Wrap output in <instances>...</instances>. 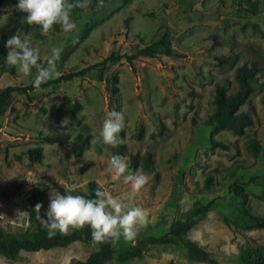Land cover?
<instances>
[{"label":"rangeland","instance_id":"rangeland-1","mask_svg":"<svg viewBox=\"0 0 264 264\" xmlns=\"http://www.w3.org/2000/svg\"><path fill=\"white\" fill-rule=\"evenodd\" d=\"M75 1V0H74ZM71 2V1H70ZM18 0H0V25L11 13L23 22L16 33L40 48L41 65L54 47L60 48L56 61L59 76L78 73L79 77L33 89L26 95L13 93L0 117V229L17 233L26 229L27 209L41 204L46 213L51 186L60 194L75 190L89 198L87 184L116 198L127 195L148 212V223L132 241L113 242L116 252L128 246L142 247L138 257L124 263L114 259L106 264H206L186 257L180 243L150 245L147 237H158L169 226L182 221L195 207L212 206L184 236L203 247L217 264H237L238 249L244 242L264 250V229L245 228L241 216H264V7L261 0H97L88 9L76 8L72 19L77 28L71 33L59 26L47 35L28 25L26 13L17 9ZM255 10L254 14L240 10ZM169 35L171 56L135 58L125 56ZM120 56L116 63H100L109 55ZM225 59V64L218 59ZM6 58L0 60V89L33 85L35 76L25 78L2 73ZM254 65L253 92L239 109L250 117L243 136L203 125L213 111L215 86L228 94L236 89L234 69ZM9 67V66H8ZM117 79V95L109 93L111 78ZM51 79L49 81H52ZM81 108L63 144H47L39 135L64 133L61 122L69 106ZM124 113L122 156L128 166L148 177L139 193H132L122 179L108 171L112 148L93 143L102 121L110 111ZM87 137L89 146L79 156L71 152L73 139ZM212 138L228 147L211 149ZM255 140L259 153L252 156L245 142ZM40 148L36 162L29 150ZM253 179L252 182H249ZM243 183L244 197L231 191ZM95 245L72 243L66 248L20 252L12 262L0 256V264H72L96 251Z\"/></svg>","mask_w":264,"mask_h":264},{"label":"trees","instance_id":"trees-1","mask_svg":"<svg viewBox=\"0 0 264 264\" xmlns=\"http://www.w3.org/2000/svg\"><path fill=\"white\" fill-rule=\"evenodd\" d=\"M75 2L74 0H70ZM125 3L129 0H124ZM261 4L264 7V0H261ZM240 12L254 14L255 10L248 11V9L240 10ZM23 22L20 20L19 13H11L6 23L0 25V60L6 58L8 49L6 48V41L9 37L16 35V33L22 28ZM36 29H40L39 26L34 25ZM53 28H56L54 26ZM173 51L170 47L169 35L167 32L162 33L160 38L138 50L132 55L125 56V60L128 64L135 58H152L155 55L171 56ZM121 59L117 55H109L105 60L100 63V66H104L105 63H116ZM221 64H227L225 59H218ZM94 68L82 70L78 73H71L44 83L42 86L49 84H59L62 81L70 80L71 78L79 77L86 71ZM2 73H10L13 71L8 65L1 67ZM256 69L254 65L246 67L240 65L234 69V81L236 83V89L233 93L228 94L223 86H215L213 96V111L204 120L203 125L212 126L214 130H226L234 135L243 136L244 130L249 126L251 120L247 113L240 112L239 109L244 105L249 96L253 92V81ZM111 85L109 86V93L112 96H116L117 91V79L111 78ZM35 89L33 85L27 87L20 86H7L0 89V117L3 115L4 108L11 99L13 93L26 95L28 91ZM27 96V95H26ZM81 106L78 103H74L68 107L66 115L67 118L74 122L76 120V114L79 112ZM40 140L47 144H63L68 135L65 133L53 132L48 135H39ZM209 147L211 149L220 148L227 150L228 147L214 139H209ZM88 138L77 135L73 139L71 145V152L75 156H79L86 148H88ZM246 150L251 153L252 156H257L259 153V145L255 140H248L245 142ZM115 155L123 154L121 146L112 148ZM28 159L31 162H36L40 158V148H35L27 152ZM136 160H133L130 170H134ZM250 179L249 182H252ZM243 183H234L231 186L230 191L237 197H244L243 195ZM98 189L94 182L87 184L89 198H95V191ZM261 198L264 200V188L261 193ZM212 206V202H208L203 206L195 207L188 212L187 216L182 221L173 222L167 232L158 237H147L145 242L150 245H174L180 243L186 251V257L193 262H203L206 264H217L215 259L200 245L195 242L184 240L186 233L209 211ZM35 204H31L27 209V220L29 226L17 233L5 232L0 229V256L6 260L15 262L19 260L20 252H38L46 251L55 248H66L72 243H83L89 245H95L96 251L92 252L82 261H75L72 264H106L115 257L117 263H124L130 261L132 258L138 257L140 250L135 246H128L120 251L116 252L112 241L106 243L95 244L91 238V229L85 227L81 230H72L68 235H61L57 233L54 237L49 238L47 230L43 228L40 221L37 219V214L34 211ZM41 215L45 214L44 210H40ZM241 216L248 220L249 225L245 228H257L264 229V216H258L250 214L244 208L240 209ZM237 264H264V250L255 243L246 240L244 246L238 249L236 255Z\"/></svg>","mask_w":264,"mask_h":264},{"label":"clouds","instance_id":"clouds-1","mask_svg":"<svg viewBox=\"0 0 264 264\" xmlns=\"http://www.w3.org/2000/svg\"><path fill=\"white\" fill-rule=\"evenodd\" d=\"M92 0H18L17 9L26 13L24 21L28 25H36L42 35H47L54 26H59L65 33H71L77 28L72 19V12L76 8L88 9ZM104 6V0H97L96 10ZM8 49L5 63L13 67L23 77L35 76L33 87L39 89L44 83L59 75L56 70V61L60 57L61 49L54 47L47 56L46 66L41 65L40 48L34 46L27 37L13 35L6 41ZM70 120L65 118L61 128L65 134H70ZM125 127L123 112L110 111L102 121L98 134H94L93 143H100L108 148H117L123 140L120 133ZM108 171L113 178L121 180L132 193H139L148 183V177L140 172L131 171L127 159L121 155H111L108 161ZM49 192V204L46 213L41 215L42 205L37 203L34 211L43 228L47 230L49 238L57 233L68 235L72 230H81L86 226L91 229L93 243L100 244L108 241H117L123 238L132 241L141 227L148 223V212L136 206L125 195L121 198L113 197L101 189L95 191V198H87L75 191H65L60 194L55 189Z\"/></svg>","mask_w":264,"mask_h":264},{"label":"water","instance_id":"water-1","mask_svg":"<svg viewBox=\"0 0 264 264\" xmlns=\"http://www.w3.org/2000/svg\"><path fill=\"white\" fill-rule=\"evenodd\" d=\"M139 250H142V247H140L139 245L136 246Z\"/></svg>","mask_w":264,"mask_h":264}]
</instances>
